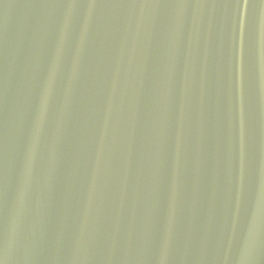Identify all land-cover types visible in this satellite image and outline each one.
Returning <instances> with one entry per match:
<instances>
[{
	"label": "water",
	"instance_id": "water-1",
	"mask_svg": "<svg viewBox=\"0 0 264 264\" xmlns=\"http://www.w3.org/2000/svg\"><path fill=\"white\" fill-rule=\"evenodd\" d=\"M2 264H264V0H0Z\"/></svg>",
	"mask_w": 264,
	"mask_h": 264
},
{
	"label": "snow or ice",
	"instance_id": "snow-or-ice-1",
	"mask_svg": "<svg viewBox=\"0 0 264 264\" xmlns=\"http://www.w3.org/2000/svg\"><path fill=\"white\" fill-rule=\"evenodd\" d=\"M0 264H2V261H0Z\"/></svg>",
	"mask_w": 264,
	"mask_h": 264
}]
</instances>
